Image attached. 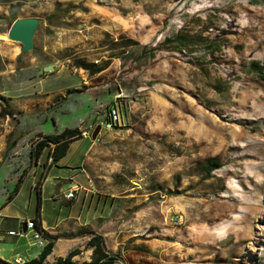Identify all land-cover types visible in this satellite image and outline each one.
Wrapping results in <instances>:
<instances>
[{
  "label": "rangeland",
  "instance_id": "rangeland-1",
  "mask_svg": "<svg viewBox=\"0 0 264 264\" xmlns=\"http://www.w3.org/2000/svg\"><path fill=\"white\" fill-rule=\"evenodd\" d=\"M57 4L78 6L49 17ZM0 13L1 214L34 215L29 174L6 203L24 172L18 163L28 161L40 134L77 125L93 143L95 160L86 168L101 196L91 208L137 216L135 235L117 248L122 264H264V80L247 71L252 59L264 63V0H0ZM24 16L40 19L27 52L6 37L10 21ZM181 28L202 29L219 49L160 45ZM126 37L138 44L124 45ZM74 56L106 66L90 74L73 64ZM196 58L204 68L191 62ZM47 64L53 68L44 70ZM73 88L81 90L67 92ZM201 96L210 109L199 104ZM113 105L120 122L104 129ZM256 122L262 130L248 127ZM13 138L19 146L9 148ZM75 146L50 172L65 178L61 189L51 177L42 186L41 214L48 223L69 211L78 214L83 205L63 191L73 173L78 184L86 180ZM212 154L226 161L204 178L197 161ZM126 189L132 196H115ZM12 221L6 217L0 229L22 230L10 237L26 234L33 241L29 229ZM13 245L0 240L5 250Z\"/></svg>",
  "mask_w": 264,
  "mask_h": 264
},
{
  "label": "crops",
  "instance_id": "crops-1",
  "mask_svg": "<svg viewBox=\"0 0 264 264\" xmlns=\"http://www.w3.org/2000/svg\"><path fill=\"white\" fill-rule=\"evenodd\" d=\"M0 104L4 106L3 103H0ZM8 117H9L8 115L3 116L2 119L4 118L6 119ZM7 133H11V131L1 132V134L3 135ZM45 133H48V132H45ZM18 136H21L20 131L18 132ZM86 137L87 135L85 131L83 130L82 136L78 139L73 140L69 144L66 154L63 157H61L58 161H56L55 163L50 162V157H48L47 155V150L44 151L46 153V158L44 160H42V155L44 152L38 158V160L35 161L32 159L30 155V151H29L28 161L18 163L19 167H21L24 170L21 176L23 177L24 174L26 175L29 174L34 179V181L31 184V188L33 187L36 190L35 183L38 181L40 176H42L41 182H40L41 191H42V186L44 182L49 177L59 180L55 182L56 184H58L59 186L58 188L60 190L61 189L60 184L62 180H64L65 178L62 179L61 176H59V174H56V173L51 175L50 172L54 166L59 165L62 159H64L69 154L72 144L76 143L73 155L77 153L76 154L77 160L79 161V163H81L80 165L81 170H83L85 173L86 180H84V182L81 183L82 189L79 193L78 198L71 199V201L81 199V202L83 203L78 214H74L69 211L67 213L66 218L64 216H63L64 218L58 217V219L57 218L55 219V222L48 223L42 216L41 209H40L41 226L51 234H58V237L54 240L52 250L46 256L44 262H50L53 259H56L58 256L63 257L73 248L80 249L79 253L72 256L73 260L77 262L82 261V260H88L90 258L91 248L89 247L85 248L84 244L86 240L89 239L91 234L87 232H83L85 231L86 228H92L95 232L101 233L104 236V240H105L107 248H109L112 251L117 250L120 243H124L128 238L135 235V233L133 232V229L137 225L136 224L137 222H135L134 218L137 216L132 215V213H126V211L125 213L114 211L111 214L108 211L96 212L95 210L91 208L95 198L96 197L98 198L99 196H101V193L95 188V185H94L95 180H93L92 177H90L89 168H86L87 165L92 164V160H95L93 159L94 157L92 158V156H90V152H89V150L92 148L93 143L92 142L87 143ZM15 142H16V138L15 139L13 138L11 142H9L8 147L14 148L16 146H19V144H16ZM6 144L7 143L4 140V145ZM82 144H84L83 147H81ZM39 166L41 169H40V175L37 178L36 172ZM75 175L76 174L73 173L68 178L69 181L66 187L63 189L64 193L70 188L71 185H73V183H77L73 179ZM128 195L132 196V192L129 193L128 190L126 189L125 193H119V194H116L115 196L126 198ZM52 197H54L55 199L56 194L53 193ZM35 212H36V208H35ZM123 214H125L124 217L122 216ZM136 214H140V213H136ZM34 215L30 216V218L28 219H31L32 217H34ZM6 217H8L9 219H12L13 220L12 222L15 221L18 224L20 223L22 227H23V223L26 220H28L27 217H24L18 214L3 215L0 213V223L1 224L2 222H4V219ZM25 226H26V222H25ZM28 229L30 230V235H31V228L26 227V230H23V231L25 232ZM9 230H13V229L6 228L4 225L2 226L0 231L3 232L2 234L4 235H2L0 240L4 241V240L12 239V242L14 243V245L10 246L7 250H5L4 247H0V258L6 261L13 262V259L18 255L24 256L27 259L35 258L39 255L42 248L39 247L38 250L32 249L31 244H33L34 242L26 239V234L18 236L15 239H13L10 237L12 233H9ZM77 230L83 233L76 234V237H67L65 234H63V233H70L72 231H77ZM108 239L111 240L110 244L108 243Z\"/></svg>",
  "mask_w": 264,
  "mask_h": 264
},
{
  "label": "trees",
  "instance_id": "trees-1",
  "mask_svg": "<svg viewBox=\"0 0 264 264\" xmlns=\"http://www.w3.org/2000/svg\"><path fill=\"white\" fill-rule=\"evenodd\" d=\"M78 5H66L64 7L60 6V4H57L55 7V10L49 14V17L55 16L59 13L67 12ZM85 8V7H83ZM3 18V15L1 16ZM14 17L11 22L15 19ZM202 29L200 30H193L191 33L186 29H178L176 32H174L171 35H167L163 38V40L160 42V45L168 46V48L178 50V51H188V52H195L196 50L201 47L200 45L203 43L206 47H212L209 51L210 53H213L215 50L219 49V45L214 39H210L209 36L202 35ZM122 37V36H121ZM124 45L128 44H138V41L131 38H121ZM117 43H120V40H116ZM112 44L114 41H111ZM117 47L116 45H111L110 48ZM144 48V47H142ZM154 51H151V54H153ZM119 56V54L117 55ZM214 59L212 56L209 57V59L206 60V63L209 64V61ZM191 62L197 66V68H204V64L202 59H193ZM73 64L77 67H82L85 70H87L90 74H95L101 71L103 68H105V64H98L94 61H89L83 56H74L73 57ZM231 71H234L235 68H233L231 65H229L228 68ZM247 71L255 73L259 78L264 80V63H260V61L256 59H252L247 62ZM214 88L217 89L219 92L223 90V86L221 83H216L214 85ZM81 89L73 88L68 89L67 92H73V91H79ZM197 100L199 104L203 105L206 109H210V104L208 100L201 96L197 97ZM115 109L119 113L120 117V111L119 107L117 105H113L112 107H108L106 116L104 121H107L110 118L111 110ZM3 110H5L3 108ZM7 112V111H6ZM121 118V117H120ZM237 122L240 124L241 120L236 119ZM242 122V121H241ZM242 124V123H241ZM113 126H117V123ZM251 130H262L261 124L258 122L253 123L248 126ZM82 136V129L79 128V126H66L62 130L58 132H48V133H42L37 137V139L32 143V147L30 150V155L33 160L37 161L38 158L42 155V153L47 150V155L50 157V162L55 163L58 161L61 157H63L68 149L69 144ZM225 158L221 157L219 154H212L207 155L197 161V166L199 167L198 170L203 173L204 178H207L211 176L214 172V170L223 167V164L225 163ZM41 177L38 179V181L35 183L36 187V212L34 217L31 218L33 222V226L35 229H39L43 236L46 239V243L44 247L41 249L39 255L35 258L27 259L26 262L20 263V264H122L124 261H126L124 255H122V252L120 251H112L109 248H107L104 236L99 233L95 232L92 228H86L85 231L90 235L89 239L86 240L84 247L85 248H91L90 258L88 260H82V261H75L72 259V256L79 253L80 249L73 248L71 249L65 256H58L56 259H53L50 262H44L46 256L51 252L54 240L58 237V234H51L48 231H46L41 226V220H40V209H41V195H40V182ZM22 181V176H19L17 183L12 190L7 195L6 203L10 201L14 194L18 191L20 184ZM80 231H72L70 234H80L83 233ZM65 234V233H63ZM66 235V234H65ZM142 247V246H141ZM140 248V247H139ZM143 248V247H142ZM144 249V248H143ZM229 260V258H226ZM0 264H16L10 261H6L2 258H0Z\"/></svg>",
  "mask_w": 264,
  "mask_h": 264
},
{
  "label": "water",
  "instance_id": "water-1",
  "mask_svg": "<svg viewBox=\"0 0 264 264\" xmlns=\"http://www.w3.org/2000/svg\"><path fill=\"white\" fill-rule=\"evenodd\" d=\"M2 14L0 13V18ZM40 23V19L37 16H24L16 17L6 32V37L18 41L21 46V52H27L34 48V35L35 31ZM53 64H47L44 66V70H51ZM101 129V123H97L92 132L91 137L94 139ZM23 230H26L25 222L23 223Z\"/></svg>",
  "mask_w": 264,
  "mask_h": 264
},
{
  "label": "built area",
  "instance_id": "built-area-1",
  "mask_svg": "<svg viewBox=\"0 0 264 264\" xmlns=\"http://www.w3.org/2000/svg\"><path fill=\"white\" fill-rule=\"evenodd\" d=\"M0 107H1V104H0ZM119 122H120L119 113L115 109H112L110 113V118L107 121H104L102 123V128L110 129L114 127L113 126L114 124L116 123L118 124ZM81 189L82 187L80 184L73 183V185H71L70 188L64 193V197L68 200L77 199ZM178 218L179 217L175 216V219H178ZM25 222H26V227L31 228V238L33 242L39 247L43 248L46 243V239L43 236V233L39 229L34 228L33 222L31 219H28ZM9 233L21 234L23 232L22 230H18V231L9 230ZM26 261H27V258L21 255H18L13 259V263H16V264L24 263Z\"/></svg>",
  "mask_w": 264,
  "mask_h": 264
}]
</instances>
